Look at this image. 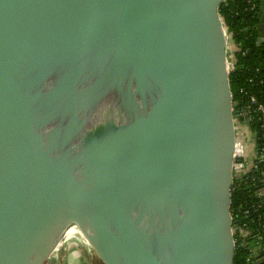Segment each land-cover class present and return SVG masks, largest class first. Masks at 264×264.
Masks as SVG:
<instances>
[{"label": "water", "instance_id": "water-1", "mask_svg": "<svg viewBox=\"0 0 264 264\" xmlns=\"http://www.w3.org/2000/svg\"><path fill=\"white\" fill-rule=\"evenodd\" d=\"M224 2L0 0V264H233Z\"/></svg>", "mask_w": 264, "mask_h": 264}, {"label": "trees", "instance_id": "trees-1", "mask_svg": "<svg viewBox=\"0 0 264 264\" xmlns=\"http://www.w3.org/2000/svg\"><path fill=\"white\" fill-rule=\"evenodd\" d=\"M263 4L264 0H225L219 7L229 45L234 48V51H229L228 58L229 87L232 106L236 111L247 107L250 97L255 98L257 105L264 106V42L258 45L264 35L261 28ZM242 90L247 95L242 94ZM257 105L250 106L248 113L251 118L248 128L256 152L264 146ZM262 173L264 160L257 159L254 168L240 178H233L229 209L232 227L246 232L242 238L234 236L233 264H253L254 260L261 258L260 255L255 259L253 252L257 248L256 234L264 228V184L258 183Z\"/></svg>", "mask_w": 264, "mask_h": 264}, {"label": "built area", "instance_id": "built-area-1", "mask_svg": "<svg viewBox=\"0 0 264 264\" xmlns=\"http://www.w3.org/2000/svg\"><path fill=\"white\" fill-rule=\"evenodd\" d=\"M241 93L244 94V95H247L246 91L242 90ZM255 104L257 105L255 98L254 97H250L247 107H245L244 109L242 108L241 110L237 111L238 112V116L236 117L237 119H235L236 143L237 144H236V151H235V163H234V168H233V177H237V178L242 177L247 171H249V170H251L252 168L255 167V161L257 159L264 160V146H263V147H260L258 152H256V150H255L254 159L251 161V163H252L251 167L248 170H246V171L241 169V168H243L245 166L244 163L246 161V158H244V156H242L240 154L239 147H238L239 143L237 141V134L243 132V135H245L246 129L249 130L248 125L251 122V118H250L248 113H249L250 106L255 105ZM256 110L261 115V117L259 119L261 120V123H262L261 131H262L263 140H264V106L259 104V105H257V109ZM258 183L264 184V173H262L260 179L258 180ZM232 233H233V237L234 236L235 237L238 236V237L242 238L243 235H246V232H243L238 227H235V228L232 227ZM263 241H264V228H262L256 234L255 245L257 246V248L253 252V254H255V256H254L255 259L258 258L260 255H261V258L264 257V256H262V254L264 255ZM256 260H254V261H256Z\"/></svg>", "mask_w": 264, "mask_h": 264}, {"label": "crops", "instance_id": "crops-1", "mask_svg": "<svg viewBox=\"0 0 264 264\" xmlns=\"http://www.w3.org/2000/svg\"><path fill=\"white\" fill-rule=\"evenodd\" d=\"M261 13H262V15H264V4L261 8ZM261 28L264 31V18H263ZM263 37H264V35H263ZM228 46H230L229 43H228ZM228 53H230L229 50H228ZM243 136H244L243 132L237 134V141L239 143L238 147H239L240 154L242 156H244V158H247V156L244 152V148H243V138H244ZM251 161H252L251 159H249V161L246 160L244 163L245 166L241 169H243L244 171L248 170L252 165ZM71 249H74V247H68V248H64L62 250L60 249L61 251H59L58 259H56L57 261L55 263L52 262V264H100L96 257L93 258V257L87 255V253H86L87 251H86V249H83V247H82V249H79V247H78V249H75V252H77L78 254H74L75 252H72ZM66 252H67V257H66ZM80 252H81V254H80Z\"/></svg>", "mask_w": 264, "mask_h": 264}, {"label": "rangeland", "instance_id": "rangeland-1", "mask_svg": "<svg viewBox=\"0 0 264 264\" xmlns=\"http://www.w3.org/2000/svg\"><path fill=\"white\" fill-rule=\"evenodd\" d=\"M228 50L229 51H234V48L232 45L228 46ZM243 148H244V152L247 156L246 160L249 161V159L253 160L254 159V152H255V142L254 139L252 137V134L250 133L249 130L246 129L245 131V135L243 138ZM70 245V246H69ZM68 247H74V249H71L72 252H75V249H86V253L87 255L95 258L94 253L92 252V250L83 242V240L76 234V235H72L71 233L69 234V237L67 240H64L61 245L59 246V248L51 255V257L49 258V261H47L45 264H52V262H56L59 256V251H61L64 248H68ZM61 249V250H60ZM74 254H78L77 252H75ZM81 254V252H80ZM66 257H67V252H66Z\"/></svg>", "mask_w": 264, "mask_h": 264}, {"label": "bare ground", "instance_id": "bare-ground-1", "mask_svg": "<svg viewBox=\"0 0 264 264\" xmlns=\"http://www.w3.org/2000/svg\"><path fill=\"white\" fill-rule=\"evenodd\" d=\"M69 234H70V233H69ZM69 234H67V235L65 236V238H64L65 240H67V239H68V237H69Z\"/></svg>", "mask_w": 264, "mask_h": 264}, {"label": "flooded vegetation", "instance_id": "flooded-vegetation-1", "mask_svg": "<svg viewBox=\"0 0 264 264\" xmlns=\"http://www.w3.org/2000/svg\"><path fill=\"white\" fill-rule=\"evenodd\" d=\"M264 16V15H263ZM264 18V17H263Z\"/></svg>", "mask_w": 264, "mask_h": 264}]
</instances>
